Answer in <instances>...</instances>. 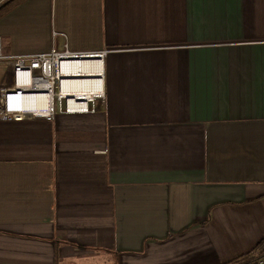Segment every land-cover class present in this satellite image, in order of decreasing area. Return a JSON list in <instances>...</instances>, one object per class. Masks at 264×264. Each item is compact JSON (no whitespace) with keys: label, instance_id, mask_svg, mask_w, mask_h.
Returning a JSON list of instances; mask_svg holds the SVG:
<instances>
[{"label":"crops","instance_id":"crops-1","mask_svg":"<svg viewBox=\"0 0 264 264\" xmlns=\"http://www.w3.org/2000/svg\"><path fill=\"white\" fill-rule=\"evenodd\" d=\"M64 43L105 52L104 99L93 113L0 121V264L253 253L264 239V0H25L0 18L3 57ZM11 68L0 63V86Z\"/></svg>","mask_w":264,"mask_h":264},{"label":"built area","instance_id":"built-area-1","mask_svg":"<svg viewBox=\"0 0 264 264\" xmlns=\"http://www.w3.org/2000/svg\"><path fill=\"white\" fill-rule=\"evenodd\" d=\"M11 0H0V9L4 8L10 3ZM96 56L101 61L105 52L97 54H74L70 53L67 45L64 43L61 48L53 47L48 53L32 55L26 57H3L1 55L0 46V63L9 62L12 66V73L14 83L19 73H26L35 81L47 83V94L50 98V110L47 113L40 115H24L11 111L8 108L7 94L12 91V88H4L0 90V121L12 120H31V119H44L52 121L55 114H88L94 112L96 102L104 99L103 89L92 98H87V107L84 111H71L67 108L66 96L62 94L60 83L65 77L62 75V66L74 59H80L82 56ZM102 82V76H101ZM252 264H264V254L258 257Z\"/></svg>","mask_w":264,"mask_h":264},{"label":"bare ground","instance_id":"bare-ground-1","mask_svg":"<svg viewBox=\"0 0 264 264\" xmlns=\"http://www.w3.org/2000/svg\"><path fill=\"white\" fill-rule=\"evenodd\" d=\"M103 68L100 58L85 56L84 58L74 59L62 66V75L65 77L60 86L62 94L66 96L67 108L71 111H84L87 107V98H92L102 89ZM47 83L35 81L26 73H19L16 83L10 94H7V105L12 111L19 108V103L31 97L30 109L27 111H14L24 115H40L50 110V98L47 94ZM45 96V109H39L38 99Z\"/></svg>","mask_w":264,"mask_h":264},{"label":"trees","instance_id":"trees-1","mask_svg":"<svg viewBox=\"0 0 264 264\" xmlns=\"http://www.w3.org/2000/svg\"><path fill=\"white\" fill-rule=\"evenodd\" d=\"M24 1L25 0H11L8 5L0 9V18ZM263 254H264V239L259 244H257L253 253H250L230 264H252L253 261H255L260 255L262 256Z\"/></svg>","mask_w":264,"mask_h":264},{"label":"rangeland","instance_id":"rangeland-1","mask_svg":"<svg viewBox=\"0 0 264 264\" xmlns=\"http://www.w3.org/2000/svg\"><path fill=\"white\" fill-rule=\"evenodd\" d=\"M12 69V68H11ZM10 81H11V85L7 88H12L14 86V78H13V73L11 74V77H10ZM5 87L3 86H0V90L4 89Z\"/></svg>","mask_w":264,"mask_h":264},{"label":"water","instance_id":"water-1","mask_svg":"<svg viewBox=\"0 0 264 264\" xmlns=\"http://www.w3.org/2000/svg\"><path fill=\"white\" fill-rule=\"evenodd\" d=\"M85 56H82V57H80V58H84ZM87 57H89V55H87ZM93 57H96V56H93Z\"/></svg>","mask_w":264,"mask_h":264}]
</instances>
